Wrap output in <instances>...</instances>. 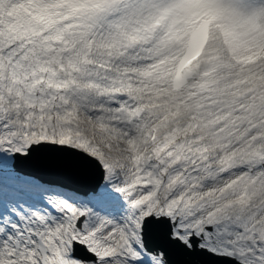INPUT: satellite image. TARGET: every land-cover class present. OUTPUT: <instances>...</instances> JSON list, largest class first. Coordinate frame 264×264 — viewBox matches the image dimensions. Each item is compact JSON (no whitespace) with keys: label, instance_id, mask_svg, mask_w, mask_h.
Here are the masks:
<instances>
[{"label":"snow or ice","instance_id":"snow-or-ice-1","mask_svg":"<svg viewBox=\"0 0 264 264\" xmlns=\"http://www.w3.org/2000/svg\"><path fill=\"white\" fill-rule=\"evenodd\" d=\"M0 264H264V0H0Z\"/></svg>","mask_w":264,"mask_h":264}]
</instances>
